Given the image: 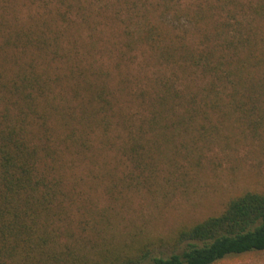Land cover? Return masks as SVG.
Listing matches in <instances>:
<instances>
[{
  "label": "trees",
  "instance_id": "1",
  "mask_svg": "<svg viewBox=\"0 0 264 264\" xmlns=\"http://www.w3.org/2000/svg\"><path fill=\"white\" fill-rule=\"evenodd\" d=\"M180 1L0 0V264H216L264 251L263 191L170 232L119 240L106 238L120 224L111 208L78 204L77 186L112 194L152 184L156 156L181 133L190 163L200 161L214 114L264 126V0ZM100 19L120 22L122 33L111 32L121 35L100 41ZM142 45L160 72L133 85L126 61ZM105 52L116 56V87ZM135 100L142 110L125 106ZM108 149L131 165L120 178L101 164Z\"/></svg>",
  "mask_w": 264,
  "mask_h": 264
},
{
  "label": "rangeland",
  "instance_id": "2",
  "mask_svg": "<svg viewBox=\"0 0 264 264\" xmlns=\"http://www.w3.org/2000/svg\"><path fill=\"white\" fill-rule=\"evenodd\" d=\"M192 2L193 0H181L179 3L184 8ZM172 19H174L172 23L176 26L182 27L185 24L184 17L180 20L175 17ZM140 20V16H135L126 22L134 30ZM101 22L97 32L100 41L108 37L116 39L117 34L121 35L111 32V30H120L122 33L120 22L113 24V27L106 26L103 20ZM145 54H149V50L143 45L136 47L131 53L132 61H126V74L129 75L133 85H137L134 84L136 76L146 83L147 75L155 76L160 72L158 67L161 66V62L159 60L148 62L146 57L150 55ZM98 58L105 63L112 62L109 64L112 73L110 81L116 87L121 80L120 72L113 63L116 56H109L105 52L99 54ZM125 99L129 100L128 97ZM125 106L134 111L142 110L137 100L134 103L127 101ZM227 113L214 114L217 128L213 134L216 137L211 144L204 146L200 161L194 160L192 164L190 163L188 153L190 146L181 133L172 140L176 148L167 155L172 158L171 160L167 156L164 157L167 152H161L156 156L159 160L156 167L157 179L153 177L152 184L148 186L120 184L114 187L112 194L105 186H77L85 189L86 195L89 196L85 203L83 198L86 195L78 196V204L81 206L93 202V206L97 209L111 208L116 218H119L120 224L116 233L107 235L106 238L119 240L131 230H141L152 235L157 232H170L182 223L219 213L237 194L250 190L264 192V126L255 129L243 121H238L237 114ZM207 128L208 124H206ZM118 134L123 135L121 130ZM120 142L119 138L118 143ZM167 145L164 143L161 148L164 149ZM107 154L105 159V156L103 157L102 166L112 168L115 177L120 178L123 170L131 166L129 161H125V157L119 156L114 150L108 149ZM85 164H88V159ZM82 166H78L77 170L80 171ZM143 168L146 174H149L151 168L145 165ZM90 176H86L81 182L89 183ZM105 178L108 180V176ZM130 183L134 184L135 181L130 180ZM90 197H93L94 201ZM80 208L84 210L83 206ZM216 264H264V251L230 257Z\"/></svg>",
  "mask_w": 264,
  "mask_h": 264
}]
</instances>
